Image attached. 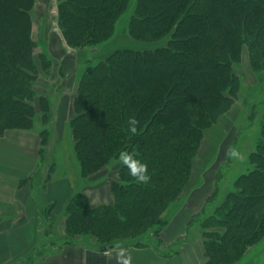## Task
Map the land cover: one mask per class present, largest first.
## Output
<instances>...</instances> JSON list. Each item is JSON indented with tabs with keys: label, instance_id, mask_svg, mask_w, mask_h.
Instances as JSON below:
<instances>
[{
	"label": "trees",
	"instance_id": "obj_1",
	"mask_svg": "<svg viewBox=\"0 0 264 264\" xmlns=\"http://www.w3.org/2000/svg\"><path fill=\"white\" fill-rule=\"evenodd\" d=\"M130 1L57 0V25L67 47L94 52L109 43ZM36 2L0 0V136L31 131L37 114L46 122L50 113L48 97L36 86L40 69L52 65L36 53L31 18ZM135 6L127 36L161 45L119 49L89 66L78 82L70 119L83 178L98 180L118 162L110 183L113 202L94 207L84 193L71 197L63 238L70 245L85 236L100 247L153 245L172 258L175 244L162 246L158 221L190 188L205 131L235 104L241 82L234 65L244 49L254 73L264 70V0H136ZM130 118L139 121L135 135L129 132ZM261 126L252 169L207 213L217 202L218 173L212 195L187 225L201 228L204 264H238L264 239V115ZM121 151L147 165V184L137 183L121 165ZM150 234L157 244L144 239Z\"/></svg>",
	"mask_w": 264,
	"mask_h": 264
},
{
	"label": "rangeland",
	"instance_id": "obj_2",
	"mask_svg": "<svg viewBox=\"0 0 264 264\" xmlns=\"http://www.w3.org/2000/svg\"><path fill=\"white\" fill-rule=\"evenodd\" d=\"M57 4V0H37L31 10L33 22L32 36L37 42L36 53L37 55L44 53L52 64L48 71L40 69V77L36 84L38 93L47 96L49 99L50 113L43 125L40 124L42 115L37 114L34 118V129L37 130L41 127L38 130L41 132L47 129L43 134V138L46 144H48L45 155L47 158L43 159L41 172L44 173L48 166L50 168L51 165H55L54 178L62 179L67 177L73 183L75 192H86L101 183L110 185L113 181L114 169L117 167L118 162L112 161L108 167L107 174L98 180L85 179L81 176L80 162L73 145L70 119L74 116L72 104L82 74L89 66L96 65L105 59L108 56L107 52L111 50L114 51L118 48L152 50L160 46L161 43L142 44L131 40L127 36L125 27L129 23V16L136 9V0H131L128 10L130 14L126 16L128 14L126 13L123 16L124 19L118 22L117 35L114 39L103 47L97 48L94 52L91 49L73 51L67 47L59 31L57 25ZM234 72L241 82L238 98L231 111L227 115H224L217 124L205 131L204 140L194 164L191 186L186 191L183 199L171 206L158 221L157 226L161 229L160 231L166 230L181 212L180 217L190 212L188 209L190 197L199 198L205 195V193H208V195L212 194L218 173H220L222 179L219 182L217 202L208 208L207 213L213 212L215 206L222 203L227 194L233 189L238 176L252 169L250 155L257 147L264 115V70L254 73L249 64L247 49H244L242 61L234 65ZM62 92L66 94L65 97L69 95L70 97L68 98L69 100L71 99V108L66 115L69 122L61 123L58 131L54 134L49 122L52 117L51 112L54 108V102L59 100V97L63 95ZM253 111L254 117L250 118ZM231 149L237 150L240 153V158L230 157L228 153ZM48 158L49 161L46 163ZM27 180L25 185L40 186L36 183V180L33 181L35 184H31L32 179ZM23 185L24 182L20 186ZM200 206L199 204L198 207ZM65 213L66 208L59 219L53 210L50 214L48 213V217L43 216V222L41 221L43 240H41V245L37 250L39 255H43V253H46L48 250L51 251L53 248H57V246L67 244L63 236H60V222L64 223ZM190 215L188 219L191 217ZM5 220V217L0 218V232L5 231L7 233L14 226L11 225L13 221ZM62 227V230H64V226ZM200 231L199 225L195 224L188 230L184 238L174 242V249H179L187 242L192 243L195 239L202 241L201 234H199ZM63 233L64 231L61 234ZM78 239H74L73 243L81 242ZM144 239L151 244H157L158 241V237H154L153 234L144 237ZM80 240H84L85 243L87 242L91 246L93 244L95 249L100 248L99 244L91 237L85 236ZM29 261L30 259L26 258L17 261L11 260L10 263L28 264ZM238 264H264V239L251 249Z\"/></svg>",
	"mask_w": 264,
	"mask_h": 264
},
{
	"label": "crops",
	"instance_id": "obj_3",
	"mask_svg": "<svg viewBox=\"0 0 264 264\" xmlns=\"http://www.w3.org/2000/svg\"><path fill=\"white\" fill-rule=\"evenodd\" d=\"M119 49L124 48L116 50ZM114 51L111 50L107 54L110 55ZM62 93L59 100L54 102L49 122L54 134L61 123L69 122L66 115L71 108V99L69 100V95L65 97L66 94ZM40 122L44 124L42 117ZM40 128L35 130L33 123L31 131L11 130L0 136V218L5 217V221H13L11 225L14 226L7 233L0 232V264H11V260L26 258L31 261L33 253L38 250L43 240L41 229L43 216L48 217V213L53 210L59 219L71 197L84 193L94 207L113 202L110 185L107 183H101L86 192H75L69 178H54L55 165H51L50 168L48 166L46 172H41L43 159L47 158L45 155L48 144L43 146L41 133L44 130L38 131ZM48 161L49 158L46 163ZM27 179H32L31 184L36 180L40 186L25 185ZM22 182L24 185L20 186ZM211 195L205 193L199 198L190 197L188 209L191 213L187 212L180 217L181 212L166 230L161 231L160 240L163 247L173 245L175 241L186 236L190 219L201 212ZM189 215L191 217L188 219ZM60 224V236H63L61 233L64 223L61 221ZM80 239L78 241L81 242L74 245L57 246L43 255L35 256L28 264H118L117 254L120 249L125 250V255L131 257V264H204L205 262L203 241L199 239L174 249L176 256L173 258L163 257L159 251L163 252L165 249L157 251L153 245L141 249L121 246L115 250L101 252V247L95 249L93 244L91 246Z\"/></svg>",
	"mask_w": 264,
	"mask_h": 264
},
{
	"label": "clouds",
	"instance_id": "obj_4",
	"mask_svg": "<svg viewBox=\"0 0 264 264\" xmlns=\"http://www.w3.org/2000/svg\"><path fill=\"white\" fill-rule=\"evenodd\" d=\"M139 121L135 118L128 120L129 132L133 135L137 134ZM228 155L232 158H240V153L235 150H229ZM118 159L124 167L128 169L129 175H131L137 183L147 184L151 177L148 173L147 165L141 162L133 153L128 151H121L118 155ZM118 264H131V257L125 255V250L120 249L117 254Z\"/></svg>",
	"mask_w": 264,
	"mask_h": 264
},
{
	"label": "water",
	"instance_id": "obj_5",
	"mask_svg": "<svg viewBox=\"0 0 264 264\" xmlns=\"http://www.w3.org/2000/svg\"><path fill=\"white\" fill-rule=\"evenodd\" d=\"M120 247H121V245H119V244H115V245H111V246H103V247L100 248V251L101 252H107V251H110V250L118 249Z\"/></svg>",
	"mask_w": 264,
	"mask_h": 264
}]
</instances>
